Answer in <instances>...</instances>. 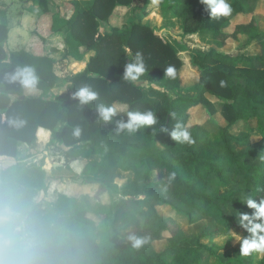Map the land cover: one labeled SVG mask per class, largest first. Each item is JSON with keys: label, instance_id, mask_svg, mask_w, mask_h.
Returning <instances> with one entry per match:
<instances>
[{"label": "trees", "instance_id": "trees-1", "mask_svg": "<svg viewBox=\"0 0 264 264\" xmlns=\"http://www.w3.org/2000/svg\"><path fill=\"white\" fill-rule=\"evenodd\" d=\"M134 1L75 0L70 18L54 14L55 32L66 30L69 56L81 60L95 51L86 68L69 78L68 91L56 97L50 95L59 79L56 60L25 50L8 53L6 15L0 21V156L19 160L20 147L35 146L43 127L52 132L48 144L56 146L67 163L82 162L81 184L60 195L54 212L42 211L35 202L47 187L43 165L16 163L0 172V211L11 204L28 216L35 246L25 255L32 264H203L199 247L215 254L217 247L204 241L219 230L220 222L228 219L231 231H242L246 237L236 215L254 211L243 203L248 198H264V32L253 16L264 0H230L232 14L220 19H211L200 0H146L138 22L100 31L101 22L108 21L118 5ZM160 6L180 21L184 35L211 36L213 47L192 55L196 83L182 74L183 47L157 34L143 19ZM246 16L250 20L240 19ZM243 34L249 35L248 42H257L259 52L250 56L223 50L229 39ZM137 52L147 68L142 79L157 84L160 91L122 80L124 65ZM170 66L174 77L165 75ZM26 68L37 79L34 88L22 82L20 73ZM84 87L98 93L90 104L75 97ZM206 93L224 102L221 112L228 124L221 127L219 142L212 139L206 117L193 118L198 104L210 115L217 113ZM101 105L116 107L111 121L100 117ZM146 110L158 116L153 128L119 129L129 112ZM239 121H253L252 129L261 133L263 142L249 147V135L232 132ZM178 122L194 143H177L160 131L161 125L171 129ZM119 171L134 174L121 200L115 197L122 192L116 183ZM173 172L175 178L170 179ZM232 185L229 192H221L222 186ZM84 194L96 199L95 207H80ZM157 205L186 214L190 225L205 221L198 247L187 246L192 237L172 217H162ZM103 226L106 242L101 244ZM132 236L145 243L135 247ZM160 241L168 243L161 250L155 248ZM252 256L241 258L239 264H252Z\"/></svg>", "mask_w": 264, "mask_h": 264}, {"label": "rangeland", "instance_id": "rangeland-1", "mask_svg": "<svg viewBox=\"0 0 264 264\" xmlns=\"http://www.w3.org/2000/svg\"><path fill=\"white\" fill-rule=\"evenodd\" d=\"M74 1L75 0H0V21L6 15L8 26L9 22L11 23V29L9 26V29L11 31L10 35L8 36L10 42H7L6 46L8 53L12 52L13 50L23 49L21 45L17 44V37V41L19 43L22 42L24 44H27L29 40L35 39V34L40 35V33H38L41 28L40 24L48 22L49 27L53 31L54 14L59 13L62 18H65L68 14L70 16L72 13L75 12ZM145 4L146 0H136L128 6L118 5L119 8L117 10L115 8V18L112 19L108 25L104 26L109 30H106L104 32H111L114 27H119L126 22H128V24L138 22V20H140V17L136 15L138 13L137 9L140 11L143 10V5ZM261 6L262 7L253 16L257 18L260 30L264 32V1L261 2ZM162 13V10H159L155 14H152L150 18L148 17L143 19L147 23H151L149 24L155 29L157 34L161 35L174 45H180V47H183V51L181 52L182 58L184 60V68L182 69V74L184 77L190 79L193 83H196L198 80V72L191 65L192 55L196 51H208L211 47H213L214 44L211 40V36L208 33L184 35L183 28H179L180 21H173L175 22V24H173L171 27L163 26L161 24ZM250 18L251 16H246L241 17L240 19L243 21H248L250 20ZM101 32L104 33L103 31ZM65 33L66 30H61L60 34L58 33V36H56L53 41H55L56 39V41H59L57 45L63 44V35H65ZM45 35V37L47 38L41 36L39 37H41L40 39L42 41L48 43V41L51 40L52 37L49 36V32ZM248 38L249 35L243 34L239 36L238 40L229 39L227 45L223 48V50L233 55L245 53L250 56L251 54L259 52L260 47L257 42H248ZM58 56H60L61 59L63 57V54H60ZM73 62V58H68V61L67 59L63 61L61 60L56 65V73H58V75L60 76V80L56 85L57 88L51 91V97H56L63 90H67V79L70 76L76 74L75 72L78 71L81 67L78 63ZM30 91L36 92L35 89H31ZM170 94L171 96H175L177 94L185 93L171 92ZM186 95L191 96L190 94ZM205 95L212 100V102L217 108V113L214 115H210L202 104H198L192 109L193 118L199 119L206 117L207 121L205 125L210 131L212 139L216 142H219L221 141L220 129L221 127H224L226 126V124H228V121L223 117L221 112L224 102L214 97L213 95H210L209 93H206ZM235 125L236 126L232 128V132H234L238 136H250L248 145L249 147H256L257 145H260L263 142L261 133L253 131L252 129L255 126L253 121H239ZM49 148H51L52 150H57L56 146L39 141L33 147L34 150L45 155H50L53 153ZM60 158L61 157L54 154L53 159L55 162L50 161L52 162L50 163L48 161L49 164L46 177L47 187L43 192H41V194H39L38 198L36 199L38 207L43 209L44 211L54 212V203L58 200L60 195L64 192H68L69 189L71 191L76 189L82 181V175L80 173L82 162L78 161L69 164L66 161L62 162V159ZM57 162L63 163V166H58ZM6 163L7 162L5 161L1 162L0 166L3 168L6 166ZM133 180L134 174L132 173H123L122 171H119L117 173L116 183L119 185V188L122 189L120 195H115L117 200L126 198L124 196L125 191H127L125 190V187L132 183ZM234 186L235 185H232L230 187L222 186L221 192L227 193L230 191V189L234 188ZM105 196L108 197L107 194H105ZM133 196H135V194ZM139 196L141 195L136 194L135 197ZM95 200L96 199H94L92 196L84 194L80 198V207L93 208L96 205L94 204L96 203ZM157 210L162 217H172L179 225L184 228L187 235L192 237L191 242H189L187 246L198 247L197 237L201 233L205 225L204 220L190 225L189 217H187L186 214L177 212L169 205H157ZM100 231L102 232V235L100 237L99 242L101 244H104L106 242V227H101ZM237 234L239 236L244 237L242 231H231L230 221L228 219H225L224 221L220 222L219 230L204 241L205 244L208 246L217 247L215 248V254H210L207 249L199 247L201 249V257L203 264H239V260L241 258H246L247 256H244L240 253V242L236 240L240 237ZM155 245V248L161 250L164 246H167L168 243L165 241H160L156 242ZM263 255L264 253L253 252L252 264H260Z\"/></svg>", "mask_w": 264, "mask_h": 264}, {"label": "clouds", "instance_id": "clouds-1", "mask_svg": "<svg viewBox=\"0 0 264 264\" xmlns=\"http://www.w3.org/2000/svg\"><path fill=\"white\" fill-rule=\"evenodd\" d=\"M200 3L205 5L211 19L226 18L233 12L230 0H200ZM129 60L130 62L124 65L122 80L160 91L157 85L148 84L142 79L147 71L143 54L137 52ZM164 72L166 76H175V69L171 66L164 69ZM20 75L23 76L22 82L25 87H35L37 79L32 69L26 68ZM223 85L224 82L221 81V86ZM75 97L79 99L81 104H90L98 98V93L84 87L75 93ZM98 111L103 120L111 121L117 110L115 106L105 107L101 105ZM128 117L127 122L119 123L121 131L126 129L129 132H136L140 128H153L158 123V116L152 110L129 112ZM160 131L169 134L177 143H194L189 130L179 122L171 129L161 125ZM77 135H79V131H77ZM175 175L173 172L170 179H174ZM243 203L254 211L252 213L238 212L236 215L239 226L248 233L246 237L237 234L240 237L236 239L240 242V253L244 256L253 252L264 253V198H261L259 202L256 199L248 198ZM130 239L137 248L145 243L144 240L135 236L130 237ZM34 246V234L31 232L26 214L11 204L6 205L0 211V264H32L25 254L29 253Z\"/></svg>", "mask_w": 264, "mask_h": 264}, {"label": "crops", "instance_id": "crops-1", "mask_svg": "<svg viewBox=\"0 0 264 264\" xmlns=\"http://www.w3.org/2000/svg\"><path fill=\"white\" fill-rule=\"evenodd\" d=\"M136 1V0H135ZM145 1V0H144ZM144 4V3H143ZM143 7H144V9L146 8V6L145 5H143ZM119 8V6H117L116 7V10ZM144 9L143 10H138L137 9V16L138 17H142L143 16V11H144ZM116 10H115V13H114V15H113V17H111L108 21H106V22H102L101 23V31H106V30H109V29H107V28H105L104 26L105 25H108L109 23H110V21L112 20V19H114L115 17L114 16H116ZM159 10H162V16H161V24L163 25V26H168V27H171L173 24H175V22H173V21H176V22H178L179 20L178 19H176V18H174V17H172V15L171 14H169V13H166V6H160V7H154V8H152L151 9V12H150V14L146 17V18H150V16L152 15V14H155L157 11H159ZM73 14V13H72ZM71 14V15H72ZM70 15V16H71ZM69 16V14L65 17V18H69L70 17ZM40 22V21H39ZM130 23V22H129ZM150 23V22H149ZM10 22H9V26H10ZM125 24H128V22H126V23H124V24H122L121 26H119V27H122L123 25H125ZM151 24V23H150ZM41 25V28H40V30L38 31V33H40V35H37V34H35V39H31V40H29L28 42H27V44H24V43H22V42H18L17 41V39H18V37L16 38V42H17V44L18 45H21L22 47H23V49H20V50H13L12 52H15V51H21V50H25V51H28V52H30V53H32V54H35V55H49V56H52L55 60H56V64H55V70H56V65L62 60H66L67 59V61H68V58H73L72 56H69L68 54H67V51L65 50V45H64V42H63V44H60V45H57L58 43H59V41H56V39H55V41H53V39L56 37V36H58V33L57 32H55V30H54V27H53V31L51 30V28L49 27V25H48V22H45V23H43V24H40ZM182 26H181V23H180V25H179V28H181ZM10 29H11V26H10ZM112 29V28H111ZM11 31V30H10ZM10 31H9V35H10ZM49 32V36L50 37H52V39L51 40H49L48 41V43H45L44 41H42L40 38L41 37H44V38H47V37H45L46 35L45 34H47ZM57 33V34H56ZM59 34H60V32H59ZM39 36H41V37H39ZM63 37H64V35H63ZM43 38V39H44ZM7 42L9 43L10 42V40H9V38L7 39V41L5 42V46H7ZM11 44H12V42H11ZM43 49V50H42ZM43 51V52H42ZM39 52H40V54H39ZM41 53H43V54H41ZM60 54H63V57L60 59V56H58V55H60ZM95 54V51H89V52H87L86 54H85V56H84V58L83 59H81V60H77V59H75V58H73V63H78L81 67H80V69L78 70V71H76L75 73L77 74V73H79V72H82L85 68H86V66H87V64H88V62L90 61V58L93 56ZM87 58V59H86ZM60 60V61H59ZM85 60V61H84ZM57 75H58V73H57ZM59 76V75H58ZM71 77V76H70ZM69 77V78H70ZM69 78L67 79V90L65 89V90H63L60 94H63V93H66L67 91H68V88H69V86H70V82H69ZM59 80H60V76H59V79H58V82H59ZM58 82H57V84H58ZM56 84V85H57ZM55 85V87L53 88V89H55V88H57V86ZM52 89V90H53ZM59 94V95H60ZM37 138H38V141L39 142H44V143H46V144H48L49 142H50V140H51V138H52V132L49 130V129H46V128H43V127H40L39 128V130H38V132H37ZM34 147V146H33ZM33 147H31V146H28V145H22L21 147H20V153H19V160H17V159H13V158H10V157H2V156H0V164H1V162H7L6 163V166L5 167H1L0 166V172H1V170L2 169H4V168H6V167H8V166H10V165H14V164H16V163H20V164H23V165H26V166H29V167H33V166H41V165H43V167H44V169L46 170V173H47V170H48V161L50 162V161H54V154H56V155H58L59 157H61L60 159H62V162H64V161H66L65 160V157H64V154L60 151V150H52L51 148H49L53 153L52 154H50V155H45V154H42V153H40V152H37L36 150H34L33 149ZM63 148H66V147H64L63 146ZM55 162V161H54ZM50 163H52V162H50ZM57 165L58 166H63V163H60V162H57ZM49 172V171H48ZM126 173V172H125ZM47 182V181H46ZM44 191V190H43ZM43 191H41V192H43ZM41 192H39V194H41ZM39 194L37 195V197H36V199L38 198V196H39ZM36 199H35V202H36ZM95 202H96V200H95ZM94 204H96V203H94ZM41 209V208H40ZM42 211H44L43 209H41ZM27 219L29 220V218H28V216H27Z\"/></svg>", "mask_w": 264, "mask_h": 264}, {"label": "water", "instance_id": "water-1", "mask_svg": "<svg viewBox=\"0 0 264 264\" xmlns=\"http://www.w3.org/2000/svg\"><path fill=\"white\" fill-rule=\"evenodd\" d=\"M24 98H25V96H22V97H21V99H24Z\"/></svg>", "mask_w": 264, "mask_h": 264}]
</instances>
